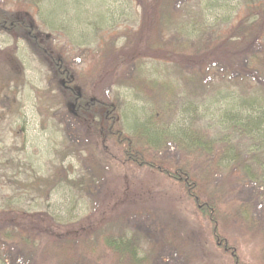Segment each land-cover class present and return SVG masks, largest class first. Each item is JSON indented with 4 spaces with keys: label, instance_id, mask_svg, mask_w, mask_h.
<instances>
[{
    "label": "rangeland",
    "instance_id": "rangeland-1",
    "mask_svg": "<svg viewBox=\"0 0 264 264\" xmlns=\"http://www.w3.org/2000/svg\"><path fill=\"white\" fill-rule=\"evenodd\" d=\"M135 150L197 174L216 222L162 181L120 202ZM263 167L264 0H0V264H132L109 242L231 264L216 229L264 263ZM15 214L97 226L43 237Z\"/></svg>",
    "mask_w": 264,
    "mask_h": 264
},
{
    "label": "trees",
    "instance_id": "trees-1",
    "mask_svg": "<svg viewBox=\"0 0 264 264\" xmlns=\"http://www.w3.org/2000/svg\"><path fill=\"white\" fill-rule=\"evenodd\" d=\"M142 54H144V52H140ZM196 59V58H195ZM206 63L204 67H207V70H211L212 66H215V64H212L213 62H210V60L206 57H200L198 58V60L196 59V61H188L186 59L181 60L180 63H187L191 66L194 67L195 64L198 63ZM223 68L222 71L225 72H230V67L227 66L226 64H223L222 66ZM216 69V68H215ZM94 104L96 105H100L101 102L96 101L94 102ZM132 159L134 160V162L137 163V166L139 167V173H136L135 175H139V174H143V178H141L140 180V187H137V182H135V180H133V182L130 183V180L128 178V176H125L126 178H128V182L126 183V187L123 190V193H119L116 194L119 201L123 202V203H132L130 200L133 197V194H138L140 193V198L143 200V198L141 197L143 193L147 192L149 188H147L148 183L146 182H150V183H154V184H158L160 185L159 181H162V185H171V186H178L180 185L184 191V193H186L188 196H190L191 198L194 199V204L196 207V211L202 215L203 217L210 219L214 222H216L217 216L219 215V210L218 208L211 203L210 199L208 196H204L201 195L198 192V175L197 174H193L190 173L188 171H186L184 168L177 166V167H164L161 164H156L154 165L153 163L150 162V160H148L143 153H141L140 151H134L132 154ZM242 171L246 172V173H250V170H248V168L246 166H243L242 164ZM252 171V170H251ZM142 172V173H140ZM263 172H264V167H263ZM254 173V177H256L257 179V175L256 174H260L261 179H262V175H263V182H264V173H258L256 171H252V174ZM135 182V183H134ZM173 187L174 193L176 195L175 192V188ZM175 188V189H174ZM135 189H138L139 191H136ZM179 189V188H178ZM181 192V191H180ZM182 194V192H181ZM149 196V195H148ZM130 199L127 201H124L126 199ZM148 197H145L144 199H147ZM179 199V197H176ZM139 200V201H142ZM3 215H0V218H2ZM19 215L17 216V214L12 215V217H10V219H13L14 221L17 220L18 224L23 228V229H30V228H36L37 230H39V232H43L44 235L43 237H53L56 235H60V236H82L85 235L86 233L90 232L91 229H95V227L97 226L96 224L94 226H92V221L90 220H85V222L82 221V224H79L75 227L71 226V227H67L68 230L67 231H62V230H57L56 226L50 223H46L44 221V223L42 222V220H44V218H42L39 214H34V216H31L27 219H23V221H19ZM37 220H36V219ZM98 218V217H97ZM21 219V218H20ZM38 219H40V221L38 222ZM16 222V221H15ZM83 223H86V225H84ZM214 238L215 241V245H217L216 249L217 251L220 252V254L225 257H229L230 258V263L231 264H264L261 263L259 261H254V262H248L245 261L243 259L242 253L240 252L239 247L237 246V244H235L233 242V240L225 235L220 233L219 231H217V229L215 231L212 232L211 234ZM107 247L110 248L114 253H116L121 259H128L132 261V264H138L140 262L143 261V258L141 256H139V254L136 251V248L132 245H125V244H117V243H113V242H109L106 243ZM206 247V246H205ZM207 249V248H206Z\"/></svg>",
    "mask_w": 264,
    "mask_h": 264
}]
</instances>
